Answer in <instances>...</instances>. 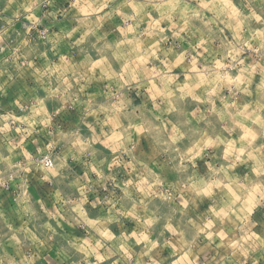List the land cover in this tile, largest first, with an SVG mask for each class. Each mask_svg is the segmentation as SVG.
I'll return each mask as SVG.
<instances>
[{
  "label": "rangeland",
  "instance_id": "obj_1",
  "mask_svg": "<svg viewBox=\"0 0 264 264\" xmlns=\"http://www.w3.org/2000/svg\"><path fill=\"white\" fill-rule=\"evenodd\" d=\"M6 124L0 264H264V0H0Z\"/></svg>",
  "mask_w": 264,
  "mask_h": 264
},
{
  "label": "crops",
  "instance_id": "obj_2",
  "mask_svg": "<svg viewBox=\"0 0 264 264\" xmlns=\"http://www.w3.org/2000/svg\"><path fill=\"white\" fill-rule=\"evenodd\" d=\"M163 51H164V56H165L166 55L165 48H163ZM162 53L163 52L160 50L159 54H162ZM101 59H98V60H101ZM162 62L164 64H166V60H162ZM9 63H10L9 65L18 66V69L16 68L17 70H15L14 73L10 72L8 69H1L2 73H4L5 80L9 81L8 78H10V79L14 78L17 81H20V79L22 78V74H25L26 70L23 67H21L19 62H12V63L9 62ZM31 64H32V62H31ZM27 71H30V70H27ZM177 75L179 76V74H177ZM2 87H4V86H2ZM2 94H3V96H8L9 92L7 93V91H6V92H3ZM98 101H100V100H96V103ZM18 103L20 104V102H18ZM110 108L111 109L109 110V112L110 111L113 112L114 111V105L111 104ZM21 110L23 111V108H21V109L19 108L17 111H21ZM91 113H92V111L88 112V114L84 117V120H82V124L85 127V129L89 130V131L90 130L93 131L90 134V136H92V140H89V142L91 141V144L98 146V148L102 149V150H105V149L114 150L116 148L121 147L122 146L121 137H117V136L114 138L109 137V134L111 131L110 129L114 128V130L116 132H118L117 128H119V126L114 125V127H111V126L107 127L106 126L108 124L107 120H105L102 116H99L98 118H91L92 117L90 115ZM111 123H113L112 120H111ZM11 124H9V126H8L9 127L8 131L4 128V127H7V124H6V126H3V130H1L2 135H1L0 144L6 147L7 152H11L14 150L13 152H15L16 155L13 159H16V160L30 159L31 160L36 155H38L34 151V150H37V149H35V143L40 144L38 142L39 140H37V138H38L37 136H39L40 140L46 144L45 140L43 139V135L45 136L44 132L42 134H39L38 128H36L35 126H34V130H33V128L31 129L30 127H27V126H26L27 128H22L23 127L22 124H17V126H16V124H13V125H11ZM24 125H25V123H24ZM19 128H21V130H24L25 132L23 131L22 133H20V135L17 136V138H11L14 136L15 131ZM26 130L28 132H26ZM112 133H114V132H112ZM40 145H42V144H40ZM55 148L56 147H54L53 149H55ZM52 153L54 154V157H55V153L54 152H52ZM9 154H11V153H9ZM7 155H8V153L6 154V156ZM50 255L57 256L56 250H52V253Z\"/></svg>",
  "mask_w": 264,
  "mask_h": 264
},
{
  "label": "built area",
  "instance_id": "obj_3",
  "mask_svg": "<svg viewBox=\"0 0 264 264\" xmlns=\"http://www.w3.org/2000/svg\"><path fill=\"white\" fill-rule=\"evenodd\" d=\"M112 95L114 96V90ZM41 162L46 166V167H51L54 165L55 159H54V154L52 152L45 153L42 155Z\"/></svg>",
  "mask_w": 264,
  "mask_h": 264
}]
</instances>
